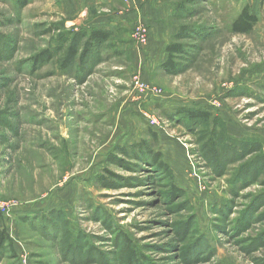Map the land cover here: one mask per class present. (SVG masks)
Segmentation results:
<instances>
[{
  "label": "rangeland",
  "instance_id": "1",
  "mask_svg": "<svg viewBox=\"0 0 264 264\" xmlns=\"http://www.w3.org/2000/svg\"><path fill=\"white\" fill-rule=\"evenodd\" d=\"M144 1L185 27L175 73L137 68V24L119 17L84 63L33 60L122 0H0V264H264V0ZM245 5L257 22L233 33ZM139 70L160 96L132 92Z\"/></svg>",
  "mask_w": 264,
  "mask_h": 264
},
{
  "label": "trees",
  "instance_id": "2",
  "mask_svg": "<svg viewBox=\"0 0 264 264\" xmlns=\"http://www.w3.org/2000/svg\"><path fill=\"white\" fill-rule=\"evenodd\" d=\"M174 14L170 15V21L172 20ZM174 18V17H173ZM257 22L256 14L252 13L250 8L245 5L242 7L240 12L231 20L229 28L233 33H249ZM184 26H179L178 31L172 36L170 40L165 45L166 59L161 64V68L166 72H177L179 71V65L176 62V58L183 52L184 45L181 43L180 39L185 32ZM113 36L111 30L106 28L89 27L87 30L81 32L79 37L71 38L70 43L63 47L64 42L59 47H54L52 49H46L36 55L33 60L35 62L49 61L54 58L57 52L62 51V57L60 58V66L64 69L71 67L74 63H84L92 48L97 45L107 43L111 40ZM82 42L80 43V40ZM66 42V41H65ZM178 115H182L190 121H208L211 117L210 112L207 109L200 107H180L178 109ZM152 136L155 137L154 133ZM156 139V138H155ZM130 147H135L138 150H145L148 160L154 167L165 173L167 176L172 178V172L169 165L162 159V155L159 151H155L149 148L146 141L141 140ZM122 156H132L134 158L140 159L139 155H131L127 147L117 146L115 148ZM143 158V157H142ZM146 158V157H145ZM147 159V158H146ZM143 158V160H146ZM114 162L123 161L120 157H113ZM176 189V187L174 188ZM11 246V240L8 235L7 229L1 225L0 221V250L3 247Z\"/></svg>",
  "mask_w": 264,
  "mask_h": 264
},
{
  "label": "crops",
  "instance_id": "3",
  "mask_svg": "<svg viewBox=\"0 0 264 264\" xmlns=\"http://www.w3.org/2000/svg\"><path fill=\"white\" fill-rule=\"evenodd\" d=\"M103 0H76L83 8L88 9L102 2ZM110 2L111 0H105ZM124 6L120 10L104 8L105 13H98L91 19L90 25L97 28H107L114 30L116 24L112 22L115 17H119L125 26L132 23H142L148 28L147 43L141 49L132 50L137 68L143 71L161 65L166 59L165 43L167 39L175 34L176 28L170 21V5H153V3L144 0H122ZM111 7V6H110ZM144 61V62H143ZM137 73L141 75L139 70ZM143 77V76H142Z\"/></svg>",
  "mask_w": 264,
  "mask_h": 264
},
{
  "label": "built area",
  "instance_id": "4",
  "mask_svg": "<svg viewBox=\"0 0 264 264\" xmlns=\"http://www.w3.org/2000/svg\"><path fill=\"white\" fill-rule=\"evenodd\" d=\"M133 37L138 45L144 46L148 40L147 27L142 23H138L133 30ZM132 92L138 95L139 98L158 97L161 95V90L143 80L139 73L135 74L133 77ZM6 206V203H0V210H4Z\"/></svg>",
  "mask_w": 264,
  "mask_h": 264
}]
</instances>
